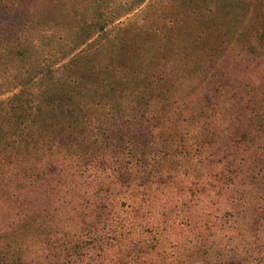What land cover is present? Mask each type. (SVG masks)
<instances>
[{"label": "rangeland", "instance_id": "1", "mask_svg": "<svg viewBox=\"0 0 264 264\" xmlns=\"http://www.w3.org/2000/svg\"><path fill=\"white\" fill-rule=\"evenodd\" d=\"M14 96L47 177L0 199L15 264H264V0H0Z\"/></svg>", "mask_w": 264, "mask_h": 264}, {"label": "trees", "instance_id": "2", "mask_svg": "<svg viewBox=\"0 0 264 264\" xmlns=\"http://www.w3.org/2000/svg\"><path fill=\"white\" fill-rule=\"evenodd\" d=\"M29 101L28 98L17 96L10 98L7 101L6 113H2L3 103L0 102V199L9 196V186H36L38 182L41 184L47 180L44 166L23 160L24 156H30L41 144L40 135L37 130L32 129V124L25 114V104ZM36 101L34 107L38 111L42 110L44 98L38 97ZM28 117L34 118L35 115L32 113ZM10 238V234L0 232V264L19 262V251L11 258L7 256L10 248L5 251L6 247L11 246ZM12 241L14 243V240Z\"/></svg>", "mask_w": 264, "mask_h": 264}]
</instances>
